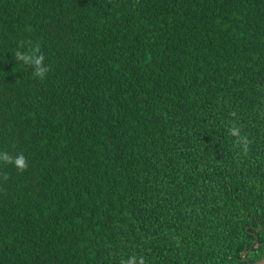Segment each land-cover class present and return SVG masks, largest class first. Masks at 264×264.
Instances as JSON below:
<instances>
[{"label": "trees", "instance_id": "16d2710c", "mask_svg": "<svg viewBox=\"0 0 264 264\" xmlns=\"http://www.w3.org/2000/svg\"><path fill=\"white\" fill-rule=\"evenodd\" d=\"M0 153V264L263 259L264 0H0Z\"/></svg>", "mask_w": 264, "mask_h": 264}, {"label": "clouds", "instance_id": "9594fccd", "mask_svg": "<svg viewBox=\"0 0 264 264\" xmlns=\"http://www.w3.org/2000/svg\"><path fill=\"white\" fill-rule=\"evenodd\" d=\"M39 52V47L33 48L27 53L17 52L16 57L17 60L23 61L24 64H28L30 66L35 67V75L39 77L40 79H44L48 69L46 66H44V56L43 55H37ZM230 134L233 136H240L239 129L236 127H232L230 129ZM240 143L245 144L246 148V142L244 138H240ZM0 160H2L5 163H9L14 165L17 168L23 169L26 167V158L20 154L16 157H12L7 153H0ZM137 257H129L127 260L123 261L122 264H137ZM139 264H143V260H139Z\"/></svg>", "mask_w": 264, "mask_h": 264}, {"label": "water", "instance_id": "95a60500", "mask_svg": "<svg viewBox=\"0 0 264 264\" xmlns=\"http://www.w3.org/2000/svg\"><path fill=\"white\" fill-rule=\"evenodd\" d=\"M243 257H245V256H243ZM247 263H248V264H264V258L261 259V260H259V261H257V262H254V263H250V262H248V261H247Z\"/></svg>", "mask_w": 264, "mask_h": 264}]
</instances>
